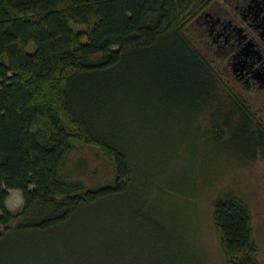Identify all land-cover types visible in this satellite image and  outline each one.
Returning <instances> with one entry per match:
<instances>
[{
  "label": "trees",
  "instance_id": "trees-1",
  "mask_svg": "<svg viewBox=\"0 0 264 264\" xmlns=\"http://www.w3.org/2000/svg\"><path fill=\"white\" fill-rule=\"evenodd\" d=\"M190 1L0 0V238L14 221L44 234L114 206L134 176L126 124L149 105L207 111L213 135L264 155V128L183 31ZM74 142L110 162L109 182L64 173ZM10 190L22 195L17 214ZM212 216L224 263L259 264L244 202L222 194Z\"/></svg>",
  "mask_w": 264,
  "mask_h": 264
},
{
  "label": "rangeland",
  "instance_id": "rangeland-1",
  "mask_svg": "<svg viewBox=\"0 0 264 264\" xmlns=\"http://www.w3.org/2000/svg\"><path fill=\"white\" fill-rule=\"evenodd\" d=\"M217 3L234 15L221 0H191L184 16L196 11L195 16L183 31L264 128L263 105L247 102L222 73L224 62L199 43L195 20ZM136 107L142 106L131 104ZM147 111V117L138 111L126 124L134 176L123 197L114 206L104 203L82 212L76 226L54 232L21 233L12 222L0 238V264H225L212 216L214 202L225 193L246 205L257 260L264 264V155L259 149L254 154L246 141L213 135L207 111L196 118L183 109L167 112L149 105ZM63 171L88 185L112 178L110 162L79 142L73 143ZM22 207L21 193L8 191L6 209L17 214Z\"/></svg>",
  "mask_w": 264,
  "mask_h": 264
},
{
  "label": "flooded vegetation",
  "instance_id": "flooded-vegetation-1",
  "mask_svg": "<svg viewBox=\"0 0 264 264\" xmlns=\"http://www.w3.org/2000/svg\"><path fill=\"white\" fill-rule=\"evenodd\" d=\"M221 1L234 15L218 3L202 11L195 20L199 43L210 57L224 62L222 73L248 96L247 102L264 107V0Z\"/></svg>",
  "mask_w": 264,
  "mask_h": 264
}]
</instances>
